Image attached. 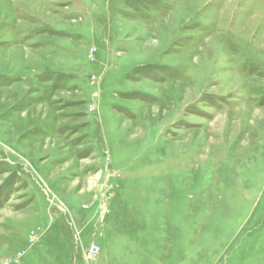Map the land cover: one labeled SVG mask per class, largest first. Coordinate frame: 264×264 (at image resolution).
Wrapping results in <instances>:
<instances>
[{"label": "rangeland", "instance_id": "374dc122", "mask_svg": "<svg viewBox=\"0 0 264 264\" xmlns=\"http://www.w3.org/2000/svg\"><path fill=\"white\" fill-rule=\"evenodd\" d=\"M0 264H264V0H0Z\"/></svg>", "mask_w": 264, "mask_h": 264}, {"label": "built area", "instance_id": "2783aa9c", "mask_svg": "<svg viewBox=\"0 0 264 264\" xmlns=\"http://www.w3.org/2000/svg\"><path fill=\"white\" fill-rule=\"evenodd\" d=\"M100 252V246L96 243V242H93L87 252H86V257L89 259V258H92L93 256L97 255L98 253Z\"/></svg>", "mask_w": 264, "mask_h": 264}]
</instances>
